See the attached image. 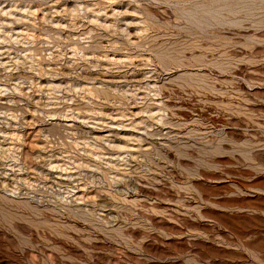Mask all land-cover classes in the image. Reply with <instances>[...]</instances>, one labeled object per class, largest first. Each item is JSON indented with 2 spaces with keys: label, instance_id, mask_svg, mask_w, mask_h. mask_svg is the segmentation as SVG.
Segmentation results:
<instances>
[{
  "label": "rangeland",
  "instance_id": "rangeland-1",
  "mask_svg": "<svg viewBox=\"0 0 264 264\" xmlns=\"http://www.w3.org/2000/svg\"><path fill=\"white\" fill-rule=\"evenodd\" d=\"M0 264H264V0H0Z\"/></svg>",
  "mask_w": 264,
  "mask_h": 264
}]
</instances>
